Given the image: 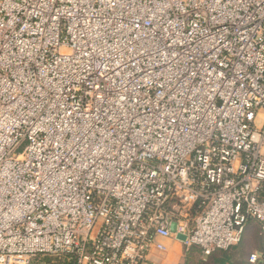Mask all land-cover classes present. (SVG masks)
I'll return each instance as SVG.
<instances>
[{
    "label": "built area",
    "instance_id": "built-area-1",
    "mask_svg": "<svg viewBox=\"0 0 264 264\" xmlns=\"http://www.w3.org/2000/svg\"><path fill=\"white\" fill-rule=\"evenodd\" d=\"M257 224L264 0H0V264L203 258Z\"/></svg>",
    "mask_w": 264,
    "mask_h": 264
},
{
    "label": "crops",
    "instance_id": "crops-1",
    "mask_svg": "<svg viewBox=\"0 0 264 264\" xmlns=\"http://www.w3.org/2000/svg\"><path fill=\"white\" fill-rule=\"evenodd\" d=\"M251 236V233H250ZM247 236V237H250ZM259 237V236H258ZM260 238V237H259ZM171 250L167 251L165 257L163 258L160 255L156 259L157 264H181L180 253L182 254V247L180 245V251L178 253L174 251V243H168ZM262 246V244H261ZM261 247L255 249L253 246L249 245L247 241L241 243L238 247H235L229 251H217L210 255L209 257L203 258L200 252L196 249H192L190 252L186 253L185 256H188L189 263L188 264H247V259L250 253L254 251H259ZM169 250V248H168ZM176 252V253H175ZM172 256L174 258L177 257V260H170L169 257Z\"/></svg>",
    "mask_w": 264,
    "mask_h": 264
},
{
    "label": "rangeland",
    "instance_id": "rangeland-1",
    "mask_svg": "<svg viewBox=\"0 0 264 264\" xmlns=\"http://www.w3.org/2000/svg\"><path fill=\"white\" fill-rule=\"evenodd\" d=\"M250 233H251V236H250ZM247 236H250V237H247ZM244 241H247V243H249V245L253 246L255 249L261 247L262 240L258 237V226H257V224L250 225L246 228L244 238H243L241 243H243ZM173 243H174V247H175L174 251H176L178 253V251H180V244L176 243V242H173ZM168 248H169L168 251H170L171 248H170L169 244H168ZM162 257L164 258L165 255H162ZM179 257H180L179 262H181V264H188L189 263L188 256H185V253L183 251H182V254L180 253ZM169 259L174 261V260H177V257L174 258V257L170 256ZM49 260H51V259L42 258V259H40V261H38L39 263H36V261H35V262H33V264H45V263H48Z\"/></svg>",
    "mask_w": 264,
    "mask_h": 264
},
{
    "label": "trees",
    "instance_id": "trees-1",
    "mask_svg": "<svg viewBox=\"0 0 264 264\" xmlns=\"http://www.w3.org/2000/svg\"><path fill=\"white\" fill-rule=\"evenodd\" d=\"M260 239L263 240L262 237H260ZM231 249H233V248H231ZM231 249H229V250H231ZM229 250H227V251H229ZM42 258H49V259H51V260H49L48 263H45V264H74L72 261H69L68 262L65 258H51V257H39L37 259H34L31 264H33V262H35V261H36V263H39L38 261H40V259H42Z\"/></svg>",
    "mask_w": 264,
    "mask_h": 264
}]
</instances>
